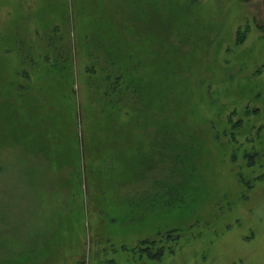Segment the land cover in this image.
I'll list each match as a JSON object with an SVG mask.
<instances>
[{
  "label": "rangeland",
  "instance_id": "374dc122",
  "mask_svg": "<svg viewBox=\"0 0 264 264\" xmlns=\"http://www.w3.org/2000/svg\"><path fill=\"white\" fill-rule=\"evenodd\" d=\"M263 150L264 0H0V264H264Z\"/></svg>",
  "mask_w": 264,
  "mask_h": 264
},
{
  "label": "trees",
  "instance_id": "16d2710c",
  "mask_svg": "<svg viewBox=\"0 0 264 264\" xmlns=\"http://www.w3.org/2000/svg\"><path fill=\"white\" fill-rule=\"evenodd\" d=\"M257 154H258L257 152H254L253 154H249V155H247L248 157H247V156H245V157H247V158L250 157V158H251L252 155H255V156H256ZM262 154H263V156H264V150L262 151ZM148 248H149V247H148Z\"/></svg>",
  "mask_w": 264,
  "mask_h": 264
}]
</instances>
